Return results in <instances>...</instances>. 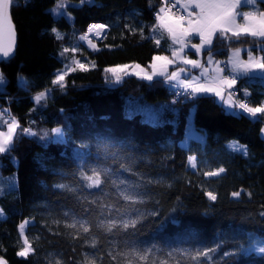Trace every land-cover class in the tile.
<instances>
[{"label": "trees", "instance_id": "obj_1", "mask_svg": "<svg viewBox=\"0 0 264 264\" xmlns=\"http://www.w3.org/2000/svg\"><path fill=\"white\" fill-rule=\"evenodd\" d=\"M67 1L58 17L51 11L58 0H19L11 10L17 49L0 63L6 81L0 110L19 127L13 150L0 159V257L7 264H124L119 253L155 246L154 253L167 258L172 252L179 264H198L189 254L209 248L214 251L199 264H264V254L241 250L264 241V116L228 112L213 95L175 101L165 78L128 76L116 83L105 71L149 66L156 55L169 54V39L157 45L152 31L162 0ZM92 24L106 25V34L96 50L79 52V38ZM236 48L264 56L244 37L231 47L214 39L211 54L226 60ZM80 58L87 70L74 65ZM66 66L74 70L61 88L53 80ZM240 79L241 97L251 107L264 103V80ZM46 91L47 99L37 103L35 96ZM190 123L202 139L187 148ZM56 128L63 138L54 136ZM231 142L245 145L247 154ZM92 168L110 169L103 190L86 187L83 177ZM219 168L225 171L205 175ZM121 179L118 189L112 181ZM125 188L140 202L123 199ZM133 219L135 228L120 227ZM25 221L34 250L27 259L17 256ZM109 222H115L111 233L101 226Z\"/></svg>", "mask_w": 264, "mask_h": 264}, {"label": "snow or ice", "instance_id": "obj_2", "mask_svg": "<svg viewBox=\"0 0 264 264\" xmlns=\"http://www.w3.org/2000/svg\"><path fill=\"white\" fill-rule=\"evenodd\" d=\"M85 0H81L84 3ZM91 2V0H88ZM164 6L159 7V11L156 13L157 24L153 27L154 33L160 30L159 37L155 38L157 45L160 44L161 39L164 38V33H167L168 39L171 40V44L168 48L171 50V55L176 57L178 52H184L185 48L190 47L195 50L196 54H200L202 51L209 53L207 58L208 64H216L214 71L217 73L216 76L211 79L208 78V68L204 67L199 60L188 59L187 55L180 58L182 64L191 65L193 68H200V77H193L191 75H185L183 78L180 73L185 72L184 68H180L178 71H173L168 74L163 70V64H171L173 61L169 60L167 56H156V61L163 62L161 65L162 70L160 72H153L152 75L164 76L166 80H175L177 85L183 87L186 95H191L195 98V94L212 92L221 100H226V103L230 107L238 106L244 112L248 113L250 117L256 118L258 114L264 116V103L257 107H251L248 103H234V93L229 92L227 99L224 95V89L233 88L237 79L241 77L255 78L259 77L264 80V56H254L252 53L254 49L247 50V60L240 59L241 49L236 48L232 51L231 57L228 61H224L225 67H220L221 62L214 61L211 52L213 48V40H219L221 44L225 41L228 42V47H231L233 40L239 41L242 37L247 41L248 38L259 45V50L264 52V10H261L258 6V0H162ZM19 0H0V60L10 58L16 48V27L13 22L11 10L14 6H18ZM179 8L177 12H173V8ZM242 5L252 6L251 10L243 11ZM67 0H58L53 11L56 14L61 13L60 10L66 8ZM106 25L104 24H92L88 28V33H93L96 30V35L101 34V30H104ZM55 32L56 30L53 29ZM198 37V42L193 43L192 39ZM57 38H62L57 32ZM81 40H87L89 45L95 47L92 41L87 35L81 36ZM175 45H180L179 49L175 48ZM65 52L68 49L64 50ZM63 55V53H62ZM74 65H78L81 70H87V66L79 61H74ZM94 66V65H93ZM127 67V66H124ZM138 68L139 65H136ZM225 68L228 69L227 74ZM74 70L73 67H67L65 71L57 74L53 84L59 85L61 88L66 87L65 76L69 71ZM122 69H106V72H111L115 77V82H121V78L116 75L117 71ZM152 75L145 74L144 79L152 80ZM203 77L208 83H213L216 86L208 87L206 84L201 83L200 79ZM5 77L3 72H0V85L5 83ZM191 90L190 92L187 90ZM245 96L250 95L247 91L244 92ZM48 92H41L35 96V101L40 103L42 100H46ZM7 124V130H4V125ZM19 127L18 122L15 118H11L9 123L0 115V153H11L14 148V135H16V128ZM264 131V130H262ZM22 134L35 136L37 133L33 132L31 128L20 129ZM56 136H62V129L56 128L53 130ZM231 148L237 152H243L247 154V148L245 145H241L238 142H233ZM189 164L191 167L196 168V157L189 158ZM130 169H125L129 171ZM92 175H85L83 178L89 181L86 185L88 188L102 189V185L106 182L102 179V176H108L110 169H97L92 168ZM225 171L224 168H219L215 171L205 173L207 176H218ZM112 184L119 189L120 185L125 184V180L121 179L119 184L115 180ZM59 187H64L60 185ZM123 199L131 201L133 203L138 201L133 194H130L125 190L120 192ZM210 200H216V196L212 192L207 193ZM239 192L233 193V196H239ZM95 201H93L94 203ZM4 215V210L0 208V216ZM28 221H25L19 225L20 235L23 237V247L17 252V256L28 258L30 252L34 251L28 239L24 237L25 225ZM137 219L123 222L120 227L125 231L129 228H135ZM109 233L112 232L115 222H109L107 225H101ZM70 227L75 228L76 224L73 223ZM85 232L89 231L86 224L81 225ZM95 247V244L92 245ZM155 246L146 247L143 250H139L135 246L132 247L130 252H122L119 255L124 257V264H169V260H172L174 264H179L176 261L175 255L172 252L167 253V258H162L156 253L160 250L156 249L155 253L153 249ZM242 251L255 252L258 251L264 254V241L258 240L254 243H250L248 249H241ZM214 249L209 248L207 251H199L195 255H190V258L196 260L199 264V257L203 256L209 258V253ZM184 253H181L183 255ZM112 255V253H109ZM151 258V259H150ZM113 259H116L113 256ZM0 264H7V261L0 257ZM94 264V262H93Z\"/></svg>", "mask_w": 264, "mask_h": 264}, {"label": "rangeland", "instance_id": "obj_3", "mask_svg": "<svg viewBox=\"0 0 264 264\" xmlns=\"http://www.w3.org/2000/svg\"><path fill=\"white\" fill-rule=\"evenodd\" d=\"M68 3L69 2L67 1V4ZM63 11H64V9H61L60 10L61 13H63ZM53 14L55 16H57V17L60 16V14H56L54 12H53ZM106 31H107V28H106ZM85 35H89L88 31H87V33ZM155 35L157 37H159V35H160V30L159 29L157 30L156 33H154L153 36H155ZM165 36L168 38L167 33H164V37ZM99 38H100L99 35L98 36L97 35H94V36L90 37V40L92 41V44L95 45V47H91V46L85 44L86 43L85 40H81L79 38L80 48L78 49V51L79 52H83L85 50H87V51H94V50H96V48H97V46H96L97 42L100 41L103 37L101 39H99ZM190 39H192V42L193 43H197L198 42V37H196V38H190ZM195 39H197V40H195ZM161 42H162V39H161L159 45H161ZM170 44H171V40L169 39L168 46ZM213 44H214V40H213ZM179 47H180V45H175V48L176 49H179ZM248 49H250V48L241 49V53H240V59L241 60H247V53L245 54V52H247ZM168 51H169V54H158L156 56H167L169 58V60L173 61L171 64H163V62L156 61L155 59H153V61L150 63L149 66H143V65H140V64H125V65L112 66V67H109V69L110 68H112V69H122L121 71H117V73H116V75L119 76L120 78H122V77H128V76L129 77H131V76H137V77L143 78V76L145 74L152 75L154 71L157 72V73L160 72L162 70L161 65L163 64V70L166 71L168 74H171L173 71H178L180 68H184L186 71L180 73V76L182 78L185 75H191L193 77H200V72H201V69L200 68H193L191 65L182 64L180 62V58L183 57V56H185V55H187V58L188 59L199 60L200 63L204 67L208 68L207 76H208L209 79H211L212 77H214V76L217 75V73L214 71V69L216 68V64L215 63H213V64H208L207 63L208 54H203L205 51H202L200 54H196L194 49H191L190 47H188V48H185L184 49V52H178V54H177L176 57H173L171 55V50L169 48H168ZM252 54L254 56H263L262 54H259V55L254 54V53H252ZM211 55H212L214 61L221 62L220 65H219L220 67H225V65H224L223 62L224 61H228L229 58L231 57V54H230V56H229L228 59H226V60H221L220 59L219 60V59H216V57L213 54H211ZM77 61H79L80 63H84L87 67L89 66L88 63L85 60H83L82 58L77 59ZM136 65H139V67L137 68ZM76 66H78V65H76ZM124 66H127V67H124ZM227 71H228L227 68H225L224 75L227 74ZM152 78H165V77L164 76H161V75H152ZM23 82H24V79L21 78V83H23ZM170 82H174V83L177 84V82L175 80H171ZM200 82L206 84V86H208V87H214V86H216L213 83H208L203 77H201ZM198 95H213V96L217 97L212 92L199 93ZM224 95H225V98L227 99V96L228 95H226V93H224ZM225 107H226V109H227L228 112L238 113L239 111H241L237 106L236 107H230L228 103H225ZM244 113H246V112H244ZM0 115H3V112L1 110H0ZM5 120H7L9 123L11 122V119H7L6 118ZM5 127L6 128H4V130L6 131L8 125L5 124ZM263 134H264V131H263ZM54 136L56 138H63L64 133L62 131V136H56L55 134H54ZM201 139H202V136L194 129L192 123H190L189 130H188V134H187V139L185 140V142L182 145L184 147H187L188 148L191 140H201ZM232 143L233 142L230 143V147H231ZM191 157H193V156H191ZM208 177H215V176H208ZM29 224H30V221H28V223L25 225V229H24V237H26V238H27V236H26V228H27V226ZM22 240H23V237H22Z\"/></svg>", "mask_w": 264, "mask_h": 264}, {"label": "built area", "instance_id": "obj_4", "mask_svg": "<svg viewBox=\"0 0 264 264\" xmlns=\"http://www.w3.org/2000/svg\"><path fill=\"white\" fill-rule=\"evenodd\" d=\"M163 6H164V4H163ZM178 8H179V5L177 6V8H173L172 11H173V12H177ZM157 12H158V11H157ZM157 12H155V14H154V19H155V20H156V13H157ZM105 34H106V28L103 30V33H102L101 35H99V36H100L99 39H101L102 37H104ZM240 81H241V79L238 78V79H237V83H236V85H235L233 88H231V89H227V88H225V89H224V93H226V95H228L229 92L234 93V95H233V101H234L235 103L243 102V103H248V104H249V102H248L246 99H243V98L241 97L240 92H239V90H238V85H239ZM166 85L168 86L169 91H170V94L172 95V97H173V99H174L175 101H176V100H182V101L186 102V101H188V100H190V99H193V96H191V95H186V94H185L186 90H185L183 87L178 86L176 83H173V82H167ZM187 91L190 92L191 90L189 89V90H187ZM195 96H196V94H195ZM249 106H250V104H249ZM237 107H238V106H237ZM238 108H239V107H238ZM239 109H240V108H239ZM240 110H241L242 112H244L242 109H240ZM1 157H2V154L0 153V159H1Z\"/></svg>", "mask_w": 264, "mask_h": 264}, {"label": "crops", "instance_id": "obj_5", "mask_svg": "<svg viewBox=\"0 0 264 264\" xmlns=\"http://www.w3.org/2000/svg\"><path fill=\"white\" fill-rule=\"evenodd\" d=\"M251 7L252 6H249V5H242V9L241 10H243V11H249V10H251ZM158 23V22H157ZM156 23V24H157ZM156 26V25H155ZM153 34H154V32H153ZM156 36V35H155ZM156 38H157V36H156ZM195 40H197V39H195ZM254 53V52H253ZM255 54V53H254ZM258 55V54H257ZM228 70V69H227ZM141 78V77H140ZM152 79H154V78H152ZM170 82V81H169ZM174 83V82H173ZM196 95H198V94H196ZM217 98V97H216ZM217 100L220 102V103H222L224 106H225V103H226V101L225 100H221L219 97L217 98ZM226 108V107H225Z\"/></svg>", "mask_w": 264, "mask_h": 264}, {"label": "water", "instance_id": "obj_6", "mask_svg": "<svg viewBox=\"0 0 264 264\" xmlns=\"http://www.w3.org/2000/svg\"><path fill=\"white\" fill-rule=\"evenodd\" d=\"M258 5H261V6L264 7V0H258ZM16 49H17V33H16V48H15L14 54L10 58L0 60V63L3 62V61H8V60L12 59L15 56Z\"/></svg>", "mask_w": 264, "mask_h": 264}, {"label": "bare ground", "instance_id": "obj_7", "mask_svg": "<svg viewBox=\"0 0 264 264\" xmlns=\"http://www.w3.org/2000/svg\"><path fill=\"white\" fill-rule=\"evenodd\" d=\"M102 32H103V30H101V33H102ZM95 33H96V30H94V31H93V33H89V35H87V36H88V38L90 39V37H92V36L96 35ZM85 42H86L85 44L89 45V43H88V41H87V40H85ZM89 46H91V45H89ZM91 47H92V46H91ZM2 154H3V153H2Z\"/></svg>", "mask_w": 264, "mask_h": 264}]
</instances>
